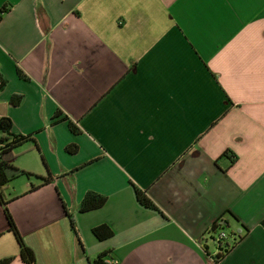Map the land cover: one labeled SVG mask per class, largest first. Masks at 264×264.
Masks as SVG:
<instances>
[{
  "label": "crops",
  "instance_id": "1",
  "mask_svg": "<svg viewBox=\"0 0 264 264\" xmlns=\"http://www.w3.org/2000/svg\"><path fill=\"white\" fill-rule=\"evenodd\" d=\"M0 11V118L30 136L10 164L32 174L4 193L34 264L106 250L116 264H264V0H0ZM90 191L106 202L80 212ZM218 218L236 242L216 262ZM100 224L112 237L94 236ZM6 228L0 203V260L26 264Z\"/></svg>",
  "mask_w": 264,
  "mask_h": 264
},
{
  "label": "trees",
  "instance_id": "2",
  "mask_svg": "<svg viewBox=\"0 0 264 264\" xmlns=\"http://www.w3.org/2000/svg\"><path fill=\"white\" fill-rule=\"evenodd\" d=\"M1 11H4L2 9ZM0 11V12H1ZM18 75L23 77L25 76L24 73L18 69ZM6 81L0 77V90L5 85ZM20 101V95H14L10 99L11 104H17ZM12 123L11 120L8 117H1L0 118V203L3 207V211L5 214V218L7 221V228L6 230L8 232H12L14 235L18 246H19V258L22 262L26 264H34L35 262V255L33 250L28 247L21 235L18 232V229L14 223V220L9 212L8 209V201L5 197V186L15 179L18 176L25 175V176H31L32 174L30 172H26L24 170L18 169L17 167L10 164V160L13 158L11 157L12 151L19 145L23 144L28 138L30 139V136H24L22 134H16L13 133L12 130ZM73 129V125L71 127ZM67 150L71 153L76 151L75 145H70L67 147ZM226 157L229 160L230 164H233L236 161V156L228 150H225L220 157ZM38 178L42 179L44 182H47V178H41L37 176ZM134 194L136 197V201L139 205L142 207L157 211L158 209L154 205V203L148 198V196L145 194L144 191L138 189L137 187H134ZM106 202V197L102 196L95 192H87L80 205H79V211L80 212H87L94 209H98L102 207ZM66 215L71 218L70 214L66 213ZM70 226L72 232L77 235V230L75 227V223L73 219H70ZM227 230V227L225 226V223L223 224V221L221 218H218L212 224L209 228V233H211V239L214 243V246L217 250L216 255L214 256V260L216 262L220 261V259L223 258V256L232 248V246L236 242L235 234L225 231ZM92 233L94 236L99 240H105L113 235V231L109 226L106 224H100L92 229ZM109 255V251H103L99 253L96 257H94L91 260H88L89 264H109L107 257ZM14 258L12 256L3 258L0 260V264H10Z\"/></svg>",
  "mask_w": 264,
  "mask_h": 264
},
{
  "label": "built area",
  "instance_id": "3",
  "mask_svg": "<svg viewBox=\"0 0 264 264\" xmlns=\"http://www.w3.org/2000/svg\"><path fill=\"white\" fill-rule=\"evenodd\" d=\"M109 264H116V262L108 261Z\"/></svg>",
  "mask_w": 264,
  "mask_h": 264
},
{
  "label": "rangeland",
  "instance_id": "4",
  "mask_svg": "<svg viewBox=\"0 0 264 264\" xmlns=\"http://www.w3.org/2000/svg\"><path fill=\"white\" fill-rule=\"evenodd\" d=\"M226 232L228 231V230H225Z\"/></svg>",
  "mask_w": 264,
  "mask_h": 264
}]
</instances>
